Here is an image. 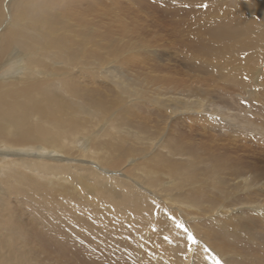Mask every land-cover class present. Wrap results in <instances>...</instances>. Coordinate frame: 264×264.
Segmentation results:
<instances>
[{"label": "bare ground", "instance_id": "bare-ground-1", "mask_svg": "<svg viewBox=\"0 0 264 264\" xmlns=\"http://www.w3.org/2000/svg\"><path fill=\"white\" fill-rule=\"evenodd\" d=\"M171 1L192 37L186 73L231 99L259 79L264 97V0ZM108 5L0 0V264H209L211 244L225 264H264L260 237L226 221L250 209L263 169L250 176L173 124L211 119L213 102H147L128 78L101 89L106 54L136 49L125 24L112 35ZM202 152L215 164L200 171ZM170 217L200 241L192 252Z\"/></svg>", "mask_w": 264, "mask_h": 264}, {"label": "rangeland", "instance_id": "rangeland-1", "mask_svg": "<svg viewBox=\"0 0 264 264\" xmlns=\"http://www.w3.org/2000/svg\"><path fill=\"white\" fill-rule=\"evenodd\" d=\"M108 4L116 14L105 19V24L112 25L109 29L115 38L121 36L118 33L122 24L133 29L135 35L125 38L132 40L136 49L131 54H106L103 77L99 83L103 92H114L120 80L128 81V78L137 83L135 87L142 89L147 102L155 100L166 106L168 103L165 100L170 99L171 103L175 97L184 101H190L186 98L188 96L196 101L205 98L207 102H213V107L220 113L214 112L210 115L211 119L196 117L193 121L188 118L192 113L180 114L178 119H173L176 130L191 135L196 144L209 148L216 157L223 158L230 166H243V170L249 171L247 174L250 176L254 174V170L264 171V134L262 130H253L256 127L264 128V104L262 101L257 102L254 96L256 94L264 101L263 93H260L261 85H258L260 80L253 82L256 87L250 86L242 91L233 90L243 94L235 95L233 99L224 86H208L201 77L193 80V77L186 73L189 64L185 56L188 52L182 44L183 41L189 42L192 37L188 34L189 30L180 33L177 26L178 13L171 0H115L113 5L108 0ZM188 89L190 92L186 91ZM234 100L236 103H233ZM208 162L207 155L202 152L199 162L197 161L200 171ZM212 164L215 163H210L209 166ZM252 165L260 169L253 168ZM114 175L116 179H122L120 172ZM221 175L228 176L226 172ZM263 177L264 172L261 178ZM258 187L259 190L248 194L250 209L242 208L231 215L230 219L226 218V221L240 232L259 236L263 242L260 251L264 256V215H260L264 212V178L258 181L256 188ZM242 244L243 242H240V246ZM201 247L203 248V245ZM208 247L219 254L223 261L229 260L230 251L220 253L213 244ZM193 264L203 263L201 260L194 261Z\"/></svg>", "mask_w": 264, "mask_h": 264}, {"label": "snow or ice", "instance_id": "snow-or-ice-1", "mask_svg": "<svg viewBox=\"0 0 264 264\" xmlns=\"http://www.w3.org/2000/svg\"><path fill=\"white\" fill-rule=\"evenodd\" d=\"M199 7L206 8L207 4H200ZM247 79V77H245ZM246 103V101H244ZM170 219L173 221L174 226L177 229L182 230L186 236H187V242H188V251L192 252L194 250L193 246L199 245L200 241L197 240V238L193 235V233L179 220H176L175 217H170ZM153 230L155 228L153 227ZM164 239L168 242H171L170 238L168 236H165ZM203 252L205 254L204 259L209 260L211 264H225V262L216 254L213 252L212 249H210L207 245H203Z\"/></svg>", "mask_w": 264, "mask_h": 264}]
</instances>
